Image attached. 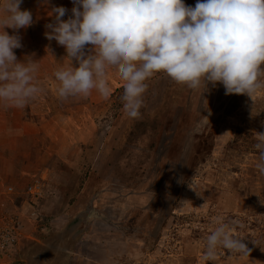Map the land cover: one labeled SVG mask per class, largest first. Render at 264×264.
Listing matches in <instances>:
<instances>
[{"label": "rangeland", "instance_id": "obj_1", "mask_svg": "<svg viewBox=\"0 0 264 264\" xmlns=\"http://www.w3.org/2000/svg\"><path fill=\"white\" fill-rule=\"evenodd\" d=\"M54 6L69 9L64 20L71 15L72 0H23L34 22L14 50L21 62H39L34 82L44 91L23 109L0 103V207L22 227L0 264H264V174L254 147L264 94L254 104L222 84L192 90L161 73L147 82L141 118L131 119L124 82L109 69L107 100L96 90L61 100L54 73L78 64L45 36ZM40 175L43 196L30 206L25 188ZM218 221H237L232 235L249 256L205 258Z\"/></svg>", "mask_w": 264, "mask_h": 264}, {"label": "clouds", "instance_id": "obj_2", "mask_svg": "<svg viewBox=\"0 0 264 264\" xmlns=\"http://www.w3.org/2000/svg\"><path fill=\"white\" fill-rule=\"evenodd\" d=\"M22 3L0 4V103L5 109H23L44 91L34 82L39 62L31 57L21 62L14 51L23 47L19 30L34 22ZM72 3L67 20L69 9L52 7L54 20L45 33L78 64L54 73L61 100L86 99L93 90L107 100L109 69L124 82L123 111L131 119L141 118L147 82L161 73L192 90L222 84L226 95H246L254 104L264 94V0H197L194 7L184 0ZM256 134V167L264 174V134ZM236 223L217 222L206 237V259L214 261L221 250L229 257L250 255L243 240L232 235Z\"/></svg>", "mask_w": 264, "mask_h": 264}, {"label": "built area", "instance_id": "obj_3", "mask_svg": "<svg viewBox=\"0 0 264 264\" xmlns=\"http://www.w3.org/2000/svg\"><path fill=\"white\" fill-rule=\"evenodd\" d=\"M44 191V179L42 178H32L30 183L25 188V195L30 206L37 204L43 196ZM8 196H12L14 189L13 187L7 188ZM13 213H10L7 209H2L0 207V254L3 249L8 245H12L16 242L18 238L22 236L21 232V222L18 220L17 216L12 217ZM15 215V214H14Z\"/></svg>", "mask_w": 264, "mask_h": 264}, {"label": "crops", "instance_id": "obj_4", "mask_svg": "<svg viewBox=\"0 0 264 264\" xmlns=\"http://www.w3.org/2000/svg\"><path fill=\"white\" fill-rule=\"evenodd\" d=\"M10 121H11V123H12V119H11ZM18 123H20V122L14 120V128H17V127H18ZM11 126H13V123H12ZM20 130H22L24 134L21 133L20 131H17L15 137H19V136H23V135H25V132H24L25 130H23V128L20 129ZM8 134H11V133L8 131ZM29 136H30V135H29ZM27 138H28V137H27ZM44 173H45V172H44ZM44 173H43V174H44ZM43 174H42V175H43ZM42 175H40L39 177H38V176H34L33 178H42V179H44V180H47V179H45L44 176H42Z\"/></svg>", "mask_w": 264, "mask_h": 264}, {"label": "water", "instance_id": "obj_5", "mask_svg": "<svg viewBox=\"0 0 264 264\" xmlns=\"http://www.w3.org/2000/svg\"><path fill=\"white\" fill-rule=\"evenodd\" d=\"M37 251H38L37 249H33V251L31 252V255L37 253ZM21 264H31V258L29 257L26 262H23Z\"/></svg>", "mask_w": 264, "mask_h": 264}]
</instances>
